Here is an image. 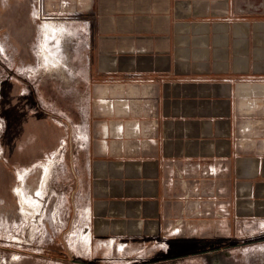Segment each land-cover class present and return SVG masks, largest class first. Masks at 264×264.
I'll return each instance as SVG.
<instances>
[{
	"label": "crops",
	"instance_id": "1",
	"mask_svg": "<svg viewBox=\"0 0 264 264\" xmlns=\"http://www.w3.org/2000/svg\"><path fill=\"white\" fill-rule=\"evenodd\" d=\"M44 22L78 35L48 96L70 224L173 264L264 234V0H0L3 69Z\"/></svg>",
	"mask_w": 264,
	"mask_h": 264
},
{
	"label": "rangeland",
	"instance_id": "2",
	"mask_svg": "<svg viewBox=\"0 0 264 264\" xmlns=\"http://www.w3.org/2000/svg\"><path fill=\"white\" fill-rule=\"evenodd\" d=\"M46 23L49 22H44V25ZM24 35V39L18 41L22 45L27 40L20 59L27 61L29 67L17 70L13 65V69L6 70L0 62V264L175 263L148 257V249L142 247L138 251L126 245L114 247L113 241L107 240L105 245H99L100 242L95 240L87 243L89 237L80 231L83 223H69L63 202L70 186L57 182L64 158L57 138L70 141V130L66 123L60 136L59 131L62 133V130L59 125L63 122L50 113L53 110L49 106L54 103L48 100V96L54 89L62 95L63 81L53 79L61 77L60 74L71 67L68 57L78 35L60 32L62 48L57 54V62L49 55V49L46 58L41 54L47 38H44L43 29L42 43L34 50L33 56L30 55V47L38 42L37 33L28 39ZM11 44L15 46L9 41L8 45ZM8 45L9 52L11 47L8 49ZM17 62L20 63L19 60ZM28 72L29 75H26ZM54 82L57 86L53 85ZM75 83L72 88L78 92L79 84ZM24 90L28 94L23 95ZM37 95L45 97L44 109L37 106L40 105ZM52 108L55 109L54 105ZM42 113L48 114V117L42 116ZM80 131H76L75 140L82 147L85 139L80 140L79 137L83 136ZM19 187L21 193L16 191ZM71 217V220L79 221L78 212ZM251 235L240 233L233 236L237 237L235 240L217 242V250H210L208 247L213 241L208 242V258L198 256H204L208 260L206 264H264V237L253 241L249 239L253 237ZM110 246L112 249H109ZM186 261L190 260L176 264H193V261Z\"/></svg>",
	"mask_w": 264,
	"mask_h": 264
},
{
	"label": "bare ground",
	"instance_id": "3",
	"mask_svg": "<svg viewBox=\"0 0 264 264\" xmlns=\"http://www.w3.org/2000/svg\"><path fill=\"white\" fill-rule=\"evenodd\" d=\"M43 31H44V37L46 36L47 38H46L45 44L42 45L41 54H42L43 58H46L47 57L46 51L49 49L50 50L49 55L52 58H54L55 61L57 62V54L61 51L60 49L62 48V44H61V40H60L61 39L60 38L61 37L60 32H62V30L59 27H56L55 23H46V25L43 26ZM79 130H81L79 132V134H81L83 132V136L79 137L80 140L81 141L84 139L86 140V133H85L84 129L79 128ZM20 177L24 181V177L22 176V174H20ZM45 179L46 178H44V180ZM16 191L18 193H21L20 187ZM86 237H89V238H87L88 240L85 239ZM86 237L84 238V240H86L87 243H91V237L90 236H86ZM109 249H112V246H110Z\"/></svg>",
	"mask_w": 264,
	"mask_h": 264
},
{
	"label": "flooded vegetation",
	"instance_id": "4",
	"mask_svg": "<svg viewBox=\"0 0 264 264\" xmlns=\"http://www.w3.org/2000/svg\"><path fill=\"white\" fill-rule=\"evenodd\" d=\"M34 101V100H33ZM37 106L38 107H40L38 104H37ZM46 113V112H45ZM44 113H42V116H46V117H48L47 115L48 114H45V115H43ZM42 134H43V132H42ZM53 139V138H52ZM263 237H264V234L263 235H259V236H255L254 238H252V239H250V240H253V241H258V240H262L263 239ZM230 247V246H229Z\"/></svg>",
	"mask_w": 264,
	"mask_h": 264
}]
</instances>
